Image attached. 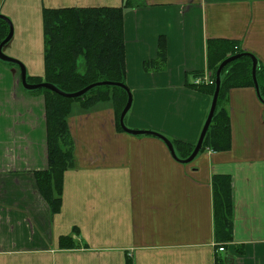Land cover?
Wrapping results in <instances>:
<instances>
[{
	"label": "crops",
	"instance_id": "crops-1",
	"mask_svg": "<svg viewBox=\"0 0 264 264\" xmlns=\"http://www.w3.org/2000/svg\"><path fill=\"white\" fill-rule=\"evenodd\" d=\"M29 1L39 5L21 11ZM123 1L0 0V14L15 33L18 24L31 27L24 37L41 32L40 58L25 64L30 77H41L43 9L118 8ZM136 1L122 18L124 82L132 97L124 123L176 142L185 160L211 105L209 91L194 87L210 74L208 42L237 44L253 55L264 82V0ZM9 43L5 53L24 61ZM19 85L0 80L6 105L0 108V264H264V104L254 86L228 92L230 147L205 149L188 164L159 139L120 131L112 108L74 114L66 121L74 167L62 173L61 208L52 215L33 175L48 168L42 98ZM215 176L230 181L227 245L213 232ZM60 237H70L73 247H62Z\"/></svg>",
	"mask_w": 264,
	"mask_h": 264
},
{
	"label": "trees",
	"instance_id": "trees-1",
	"mask_svg": "<svg viewBox=\"0 0 264 264\" xmlns=\"http://www.w3.org/2000/svg\"><path fill=\"white\" fill-rule=\"evenodd\" d=\"M139 2V1H138ZM136 0H124L118 8H70L43 9V80L30 78L27 82L49 83L64 93H75L98 82H116L125 86L124 38L122 18L124 11L136 8ZM9 28L0 20V43L6 38ZM241 54L237 44L223 41L208 42L207 69L214 85L195 86L199 91H209L213 96L215 74L219 64L226 58ZM160 58H164L163 42L160 43ZM251 60L240 58L226 65L219 78L221 85L217 106L207 128L202 149L218 152L230 147L229 119L225 109L228 92L234 88L253 87ZM261 75H264L262 72ZM201 77V76H199ZM260 78V77H259ZM259 85L260 97L264 100L263 77ZM40 80L37 82V80ZM260 82V83H259ZM46 99L47 159L46 171L34 175L36 188L52 215L60 212L62 173L74 167V146L69 135L67 119L71 117L73 102H82L83 113L93 112L103 105L112 108L116 115L117 127L120 131L119 116L127 101L126 91L117 87H97L77 99H66L48 90H36ZM261 100V99H260ZM176 143V142H175ZM173 143V144H175ZM181 146L182 145L180 144ZM189 148V147H186ZM193 148L181 156L187 158ZM212 181L214 202V234L218 244L224 245L233 240V213L230 181L225 176H215ZM75 234V231H73ZM62 247L71 249L70 237H60Z\"/></svg>",
	"mask_w": 264,
	"mask_h": 264
},
{
	"label": "water",
	"instance_id": "water-1",
	"mask_svg": "<svg viewBox=\"0 0 264 264\" xmlns=\"http://www.w3.org/2000/svg\"><path fill=\"white\" fill-rule=\"evenodd\" d=\"M0 20L5 22L9 28V32H8V34H6L7 35L6 38L0 43V61L4 62V63H9L12 65H15L16 67H18L19 73H20L21 86L26 91H36V90H40V89H45V90L50 91L51 93L58 95L59 97H63L66 99H77V97L81 98L83 95L87 94L90 90L97 88V87H117V88H120V89L126 91V93H127V101L125 103V106H123V109H122L120 116H119V119H118L119 120V126H120L121 130L124 133H127L129 135L131 134L132 136H150V137H154L156 139H159L168 148L169 153L171 154L170 156L173 157L175 160L183 163V164H188V163L192 162L195 159V157H197L196 155L199 154V152L202 149V144H203L202 142L204 141L205 135H206L207 130H208L207 128H209V126H210V123L212 121V118H213V115H214V112H215V109L217 106V100H218L219 91H220L219 89H220V85H221V78H219V76L221 75V72L226 65H228V64H230V63H232V62H234L240 58H243V57L249 58L251 60V75L250 76L252 77V81H253V85H254L253 89L256 90V93H257L259 99H261L260 94H259V89H258L259 85H258L257 76H256L257 70H258V63H256L257 59H255V57L253 55L248 54V53H241L238 55L228 57L224 61H222L221 64H219V67L217 68V71H216V74L214 77L215 78V89L213 90L214 93H213V96L211 99L210 109H209L208 115L206 116L207 118L205 120L203 128L201 129L199 139L196 142V145H195L193 151L191 152V154L189 155V157L185 160H180V159H178V157L176 155L175 149L173 147V144H171V141L168 140L167 138H165L163 135L155 133V132H150V131H143L142 132V131L131 130V129H128L126 127V125L124 123V119H125L127 113L129 112V110L131 108L130 106L132 105V97H131V94H129L130 92H128V89L126 88V86H124L120 83H116V82L103 81V82L91 84V85L85 87L84 89H82L78 92H75V93H64L61 90H59L58 88H56L54 85L49 84V83L29 84L27 82V73L25 72L26 68L24 67V65L17 60H13V59L7 57L3 52L4 47H6L9 44V42L11 41V39L13 37V35H12L13 34V26H12L10 20L4 16L0 15ZM260 101L264 104V100L261 99Z\"/></svg>",
	"mask_w": 264,
	"mask_h": 264
},
{
	"label": "rangeland",
	"instance_id": "rangeland-1",
	"mask_svg": "<svg viewBox=\"0 0 264 264\" xmlns=\"http://www.w3.org/2000/svg\"><path fill=\"white\" fill-rule=\"evenodd\" d=\"M39 5V3H37L36 1H29L28 4H26L27 7H24L21 9V11H27L28 10H31L32 7H37ZM6 7H8V1L6 2ZM1 16H5L3 14H0ZM19 15H21L19 13ZM7 17V16H5ZM40 17V16H39ZM10 22H11V19L9 17H7ZM29 21V20H27ZM30 22V25L32 23V21H29ZM12 26H13V37L11 39V44H15L16 47H18L17 49L20 50L22 53H23V58H24V61H20V60H17V58H14V57H11L9 55H7L5 52L6 51H10L11 48L7 49L4 47L3 49V52L4 54L13 59V60H17L19 61L20 63H22L24 65V67L26 68L27 64H30L33 63L36 64V61H37V58H40V51H41V46L38 42L39 38L41 37V32L40 33H37L36 35H29L27 37H24V35H28V34H31L33 32L32 28L30 27L28 30H27V26H25L24 24L22 25H19L18 26H21L20 27V30L15 33V27H14V23L11 22ZM37 25V23H35ZM22 35V36H21ZM10 44V43H9ZM9 44L7 45V47L9 46ZM26 48H30V49H26ZM6 50V51H5ZM26 64V65H25ZM0 80H2L3 84L6 85L8 81H10L11 83V87L12 88H16L17 85H19L18 83L16 84V79H19L20 77V73H19V69L18 67H16L15 65H12V64H9V63H4V62H1L0 61ZM27 68H26V73H27ZM43 75L44 73L41 75L42 77V80L44 79L43 78ZM27 76L30 77L29 73H27ZM30 78H40V77H30ZM34 81H30L29 84H37L35 83V79H33ZM260 82H262V80L259 78ZM41 81V79L37 80V82ZM259 82V83H260ZM21 83V81H20ZM16 85V86H14ZM20 86V89H22V92L24 93H27L28 95H31V96H34V97H40L42 98V104H43V112H44V117H45V122H46V99L44 98V96L41 94V92H37V91H26L21 85ZM84 101L82 102H73L72 104H70V107H73V112H72V116L74 114H80V113H83L81 111V106L84 105ZM81 105V106H80ZM109 105V104H108ZM108 105H103L101 106V108L95 110V111H99L100 109H103V108H107ZM3 107L5 109L6 105H3V104H0V108ZM110 108V107H109ZM8 110H10L9 108H7ZM70 118V117H69ZM134 130V129H133ZM230 243V242H229ZM225 245V244H224Z\"/></svg>",
	"mask_w": 264,
	"mask_h": 264
},
{
	"label": "built area",
	"instance_id": "built-area-1",
	"mask_svg": "<svg viewBox=\"0 0 264 264\" xmlns=\"http://www.w3.org/2000/svg\"><path fill=\"white\" fill-rule=\"evenodd\" d=\"M210 74L208 75L207 73L205 74V76L203 77H199L197 80H196V85H201V84H204V85H214V81L212 80V78H210ZM218 251L219 252H223L224 251V246H219L218 247Z\"/></svg>",
	"mask_w": 264,
	"mask_h": 264
}]
</instances>
